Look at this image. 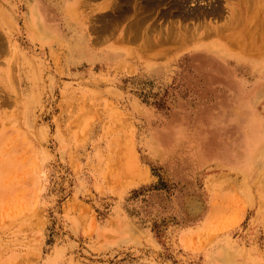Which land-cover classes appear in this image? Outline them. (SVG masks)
I'll list each match as a JSON object with an SVG mask.
<instances>
[{"label": "rangeland", "instance_id": "rangeland-1", "mask_svg": "<svg viewBox=\"0 0 264 264\" xmlns=\"http://www.w3.org/2000/svg\"><path fill=\"white\" fill-rule=\"evenodd\" d=\"M139 4L0 0V264H264V0Z\"/></svg>", "mask_w": 264, "mask_h": 264}, {"label": "bare ground", "instance_id": "bare-ground-1", "mask_svg": "<svg viewBox=\"0 0 264 264\" xmlns=\"http://www.w3.org/2000/svg\"><path fill=\"white\" fill-rule=\"evenodd\" d=\"M163 1H165V0H163ZM167 1V0H166ZM123 2H125V4H126V2H127V7H128V5H130V3H132L133 5H134V7H135V5L137 4H139V0H106V3H107V5L109 6L110 4L112 5V6H119V5H121ZM160 2H162V0H147V3H150V4H152L151 6L153 7V5L154 4H157L158 5V3L160 4ZM136 3V4H135ZM164 3V2H163ZM149 4V5H150ZM133 5H131V6H133ZM140 5V4H139ZM138 5V6H139ZM111 6V7H112ZM144 6V5H143ZM156 6V5H155ZM121 7V6H120ZM122 7H123V5H122ZM130 7V6H129ZM128 7V8H129ZM140 7V6H139ZM181 7V6H180ZM113 8H116V7H113ZM124 8H125V6L123 7V9L122 10H124ZM121 9V8H120ZM126 9V8H125ZM136 9V8H135ZM138 9V8H137ZM140 9V8H139ZM127 10V9H126ZM142 10V9H141ZM141 10H140V12H141ZM144 10V9H143ZM233 10V9H232ZM118 11V10H117ZM122 12V11H121ZM138 12H139V10H138ZM137 12V10H136V13L137 14H139ZM144 12V11H143ZM122 13H124V12H122ZM142 13V12H141ZM140 13V14H141ZM153 13V12H152ZM136 14V15H137ZM140 14H139V16H140ZM144 14V13H143ZM145 15H147V14H145ZM144 15V16H145ZM143 16V15H142ZM238 17V16H237ZM142 18V17H141ZM147 19H148V17H146ZM137 20H139V19H137ZM136 20V21H137ZM142 21H145V19L144 20H142ZM141 22V21H140ZM136 23V22H135ZM137 24H139V23H137ZM141 24V23H140ZM145 24V23H144ZM134 26H136V25H134ZM137 27V26H136ZM146 27V26H145ZM150 27V26H149ZM198 29V28H197ZM197 29H195L194 31H196ZM139 29H137L136 31H138ZM143 30H144V27H143ZM147 30V29H146ZM140 31V30H139ZM145 31V30H144ZM185 31V30H184ZM194 31H193V35H192V37L194 36V37H196L195 36V34H194ZM176 32V31H175ZM179 32V31H178ZM177 32V33H178ZM189 32V31H188ZM191 32V31H190ZM165 33V32H164ZM168 33H169V30H168ZM177 33H175L176 34V36H177ZM140 35H141V33H140ZM170 35V34H169ZM160 36H162V35H160ZM171 36V35H170ZM185 36V35H184ZM211 36V35H210ZM144 37V36H143ZM168 37V36H167ZM150 38V37H149ZM175 38V37H174ZM169 39V38H168ZM170 39H171V37H170ZM176 39V38H175ZM236 39V38H235ZM167 40V39H166ZM187 40H189L188 38H187ZM251 40V39H250ZM180 41V40H179ZM235 41V40H234ZM236 42V41H235ZM250 42V41H249ZM249 42H248V44H249ZM151 43V42H150ZM147 44H148V41H147ZM235 45V44H234ZM146 46V45H145ZM147 46H149V45H147ZM233 47V46H232ZM236 47V46H235ZM248 47V46H247ZM151 48V47H150ZM149 48V49H150ZM237 48V47H236ZM242 49V48H241ZM245 49V48H244ZM252 49V48H251ZM142 50H144V49H142ZM238 50V49H237ZM252 126H254V125H252ZM244 127H246V126H244ZM257 127V126H256ZM255 127V128H256ZM249 128V130H247V131H245V145H244V153H246V152H248L249 154H250V156L253 154V149H254V147H255V145H257L258 144V142H259V139H260V135L257 133V131H258V129H255L254 127H248ZM244 134V133H243ZM126 148V147H125ZM127 149V150H126ZM125 150L126 151H128L130 148H126ZM122 150H124L123 148H122ZM122 150H121V152H122ZM126 151L124 152V153H126ZM133 153V152H132ZM127 154V153H126ZM122 155H120V157H121ZM125 158V157H124ZM128 158H130V157H128ZM133 160H135L134 159V157L132 158ZM256 159H258V157L256 158ZM124 160V159H123ZM129 160H131V158L129 159ZM125 161V160H124ZM129 162V161H128ZM122 163V162H121ZM121 165V164H120ZM132 165H135L134 163H132ZM123 169H130L131 168V164H129V163H127L126 162V164H125V166H123L122 167Z\"/></svg>", "mask_w": 264, "mask_h": 264}]
</instances>
